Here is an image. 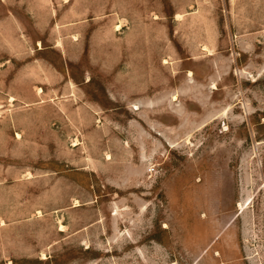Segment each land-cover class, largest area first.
Instances as JSON below:
<instances>
[{
    "label": "rangeland",
    "instance_id": "rangeland-1",
    "mask_svg": "<svg viewBox=\"0 0 264 264\" xmlns=\"http://www.w3.org/2000/svg\"><path fill=\"white\" fill-rule=\"evenodd\" d=\"M0 264H264V0H0Z\"/></svg>",
    "mask_w": 264,
    "mask_h": 264
}]
</instances>
